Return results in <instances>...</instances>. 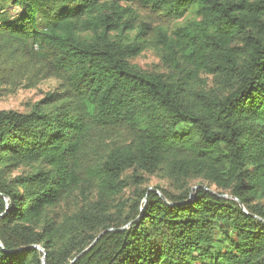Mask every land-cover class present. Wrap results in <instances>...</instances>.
<instances>
[{
  "label": "trees",
  "instance_id": "16d2710c",
  "mask_svg": "<svg viewBox=\"0 0 264 264\" xmlns=\"http://www.w3.org/2000/svg\"><path fill=\"white\" fill-rule=\"evenodd\" d=\"M126 1L193 18L170 31L118 0H0V84L61 82L0 112V264H264V0ZM150 46L166 73L132 64Z\"/></svg>",
  "mask_w": 264,
  "mask_h": 264
},
{
  "label": "rangeland",
  "instance_id": "374dc122",
  "mask_svg": "<svg viewBox=\"0 0 264 264\" xmlns=\"http://www.w3.org/2000/svg\"><path fill=\"white\" fill-rule=\"evenodd\" d=\"M123 6L131 7L133 11L137 14L140 25L143 27L146 24L149 27L164 26L165 28L172 31L176 26L183 25L188 20L192 19L193 16H189L188 19H183L180 21L157 19L149 11L142 9L138 5H133L128 3L126 0H118ZM17 14V12H14ZM137 34L134 32L133 35ZM149 38V36H147ZM132 64L138 65L142 70L149 73H166L167 66L164 64L161 58L160 52L154 47H148L139 56L132 59ZM61 90V82L55 78H41L36 76H29L23 80L8 81L6 83L0 84V112H18L22 114H28L32 109L38 105L43 99L52 93H56ZM26 171L21 168L15 174ZM180 181H174L173 179L163 178L162 175L145 176L143 188H149V190H154L158 187L167 190L170 193L178 194L180 193V187L178 186ZM192 190H196L198 186H203L208 189V184L201 180H194L190 183ZM133 188L126 191L124 199H129L132 195ZM214 193H218L215 186H211L210 190ZM92 199L95 198L96 193L92 194ZM264 203V201L262 202ZM81 207L80 201L77 196L67 199L55 210V218L58 220L65 218L68 215H72ZM41 248L37 246V249ZM42 249V248H41ZM40 250V249H39ZM43 250V249H42ZM44 250L42 251V253ZM44 257V255H43Z\"/></svg>",
  "mask_w": 264,
  "mask_h": 264
},
{
  "label": "water",
  "instance_id": "95a60500",
  "mask_svg": "<svg viewBox=\"0 0 264 264\" xmlns=\"http://www.w3.org/2000/svg\"><path fill=\"white\" fill-rule=\"evenodd\" d=\"M210 192H212V191H210ZM212 193H214V192H212ZM214 194H216V193H214ZM222 198H228V196L227 195H220ZM232 199H234V200H236L237 201V199H235V198H232ZM242 206V205H241ZM2 245V244H1ZM37 248V247H36ZM38 249H40V251H43L41 248H38ZM45 256H46V253L44 252V257H43V259H42V263L43 264H45Z\"/></svg>",
  "mask_w": 264,
  "mask_h": 264
}]
</instances>
